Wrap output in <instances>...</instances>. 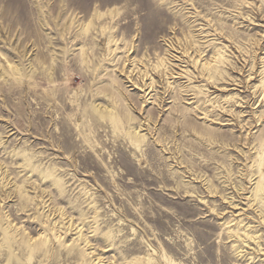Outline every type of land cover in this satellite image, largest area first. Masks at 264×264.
I'll use <instances>...</instances> for the list:
<instances>
[{
	"label": "rangeland",
	"instance_id": "obj_1",
	"mask_svg": "<svg viewBox=\"0 0 264 264\" xmlns=\"http://www.w3.org/2000/svg\"><path fill=\"white\" fill-rule=\"evenodd\" d=\"M261 182L264 0H0V264H264Z\"/></svg>",
	"mask_w": 264,
	"mask_h": 264
},
{
	"label": "bare ground",
	"instance_id": "obj_2",
	"mask_svg": "<svg viewBox=\"0 0 264 264\" xmlns=\"http://www.w3.org/2000/svg\"><path fill=\"white\" fill-rule=\"evenodd\" d=\"M101 14V13H100ZM100 16V15H99ZM94 20V19H93ZM93 22H91L90 24H92ZM84 27V26H83ZM86 29H89L88 27H86ZM161 64L159 63V66H160ZM209 68V67H208ZM207 69V68H206ZM18 70V69H17ZM210 71V70H209ZM94 109H95V111L96 112H98V114L101 116V119L102 120H104V121H111V122H118V116H117V110H115L114 108H112L110 105L109 106H106L105 108H103L102 106H95L94 107ZM135 119L134 118H127V122L128 123H133V121H134ZM143 126V125H142ZM128 135H129V138L131 139V141L135 144V145H137V146H139L142 142H144L145 140H146V138H147V136H146V134H143V133H141V130H138V129H132V130H130V132L128 133ZM26 160V159H25ZM27 161V163L28 164H30L31 163V159H27L26 160ZM49 175H45L44 176V178H46L47 179V177H48ZM43 178V177H42ZM55 184H58V182L56 183V182H54ZM263 190H264V183L263 182H261V183H259L258 184V187H257V192L255 193V199L256 198H258V196L259 195H262L263 196ZM21 191V190H20ZM22 192V191H21ZM20 192V193H21ZM238 235L239 237L241 236L238 232H234V234H230V237L232 236V235ZM30 237V236H29ZM41 238V237H40ZM249 238H254L255 240H256V236L255 235H249ZM6 239V238H5ZM38 240V239H37ZM33 240H32V238H29V241L27 242V243H20L19 244V249H20V251L22 252V253H24L21 249H25V250H27V249H29L30 250V252H31V255H33L34 254V252H36L38 249H39V247H40V243H38V242H32ZM48 241H50V240H48V238L46 237V238H44L43 239V242L42 243H46L47 244V242ZM8 242V241H7ZM154 250H155V253L157 252V250L154 248ZM21 258V257H20ZM163 258L164 259H169L170 261H172L170 258H168V256L166 255V254H164L163 255ZM22 259V258H21ZM20 259V260H21ZM22 261V260H21ZM142 261H147L149 264H153V263H155V262H159V259L158 258H155V257H152L151 255H149L148 257H147V260H145V259H143V257L142 258H140V257H138L137 259H135V261L133 262V264H143V262ZM20 264V263H19ZM172 264H177V263H175V262H173L172 261Z\"/></svg>",
	"mask_w": 264,
	"mask_h": 264
}]
</instances>
